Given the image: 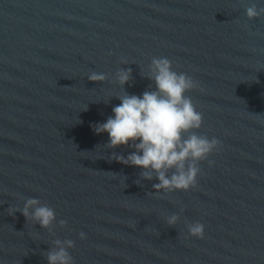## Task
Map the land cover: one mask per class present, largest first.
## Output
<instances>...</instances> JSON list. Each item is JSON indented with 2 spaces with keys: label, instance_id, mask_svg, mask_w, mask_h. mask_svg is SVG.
I'll use <instances>...</instances> for the list:
<instances>
[{
  "label": "water",
  "instance_id": "obj_1",
  "mask_svg": "<svg viewBox=\"0 0 264 264\" xmlns=\"http://www.w3.org/2000/svg\"><path fill=\"white\" fill-rule=\"evenodd\" d=\"M252 3L264 7L0 0V264H48L56 240L73 241V264H264V13L248 18ZM154 57L197 84L185 95L202 124L183 135L219 141L187 190L153 188L155 174L113 156L134 149L93 127L120 94L155 90ZM33 197L54 209L48 227L21 211Z\"/></svg>",
  "mask_w": 264,
  "mask_h": 264
},
{
  "label": "clouds",
  "instance_id": "obj_2",
  "mask_svg": "<svg viewBox=\"0 0 264 264\" xmlns=\"http://www.w3.org/2000/svg\"><path fill=\"white\" fill-rule=\"evenodd\" d=\"M259 3L264 4V0H259ZM262 13L264 7H258L257 3L245 7L248 18L258 17ZM150 68L155 90H146L140 95L120 94V103L112 107V115L93 127L96 133H108L109 146L128 145L134 149L127 156H113L119 162L144 169L142 175L145 178L150 179L155 174L158 183L153 188L165 192L187 190L196 185L200 172L198 161L217 149L219 141L215 137L209 139L194 132L187 137L183 135L202 124V113L196 110L191 97L185 95L188 90L197 87L192 77L174 71L167 57H154ZM130 72L131 69L118 72L117 79L121 84L129 80ZM88 78L103 80L105 74L90 72ZM21 211L25 216L31 215L42 227H48L56 217L53 208L40 204L34 197L26 200ZM176 220L175 214L168 217L169 224ZM187 231L192 236L203 237L204 225L200 222L190 223ZM85 235L83 231L79 233L81 239ZM55 244L57 247L47 254L48 264H73L67 251L68 247L73 246V241L56 240Z\"/></svg>",
  "mask_w": 264,
  "mask_h": 264
}]
</instances>
